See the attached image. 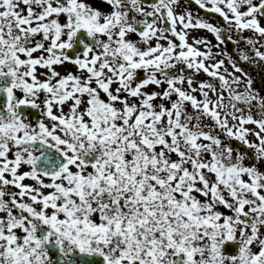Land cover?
<instances>
[{"label": "snow or ice", "instance_id": "6c2138e0", "mask_svg": "<svg viewBox=\"0 0 264 264\" xmlns=\"http://www.w3.org/2000/svg\"><path fill=\"white\" fill-rule=\"evenodd\" d=\"M0 264H264V0H0Z\"/></svg>", "mask_w": 264, "mask_h": 264}, {"label": "flooded vegetation", "instance_id": "af4514ba", "mask_svg": "<svg viewBox=\"0 0 264 264\" xmlns=\"http://www.w3.org/2000/svg\"><path fill=\"white\" fill-rule=\"evenodd\" d=\"M190 7L192 8V10L195 12L196 11V6L194 4L190 5ZM206 34V33H205Z\"/></svg>", "mask_w": 264, "mask_h": 264}, {"label": "rangeland", "instance_id": "374dc122", "mask_svg": "<svg viewBox=\"0 0 264 264\" xmlns=\"http://www.w3.org/2000/svg\"><path fill=\"white\" fill-rule=\"evenodd\" d=\"M207 34V33H206ZM207 35H209L210 36V34H207ZM211 38V37H210Z\"/></svg>", "mask_w": 264, "mask_h": 264}]
</instances>
